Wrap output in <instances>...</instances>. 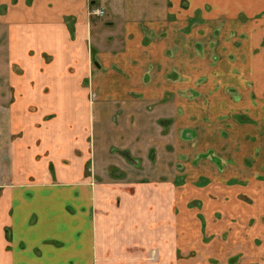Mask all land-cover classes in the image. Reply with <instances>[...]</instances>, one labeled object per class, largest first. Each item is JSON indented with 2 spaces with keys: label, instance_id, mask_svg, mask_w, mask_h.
I'll use <instances>...</instances> for the list:
<instances>
[{
  "label": "crops",
  "instance_id": "1",
  "mask_svg": "<svg viewBox=\"0 0 264 264\" xmlns=\"http://www.w3.org/2000/svg\"><path fill=\"white\" fill-rule=\"evenodd\" d=\"M93 8L106 10L108 31ZM172 71L187 81L171 83ZM203 72L239 76L238 94L196 86ZM191 87L203 96L179 98L190 104L186 127L199 128L216 98L230 107L238 98L253 119H230L238 167L224 180L239 185L194 177L180 187L177 175L161 179L166 165L150 183L111 177L95 127L123 109V146L161 155L162 128L143 119L137 138L131 109ZM205 131L186 144L200 148L193 155L211 145ZM0 264H264V0H0Z\"/></svg>",
  "mask_w": 264,
  "mask_h": 264
},
{
  "label": "flooded vegetation",
  "instance_id": "2",
  "mask_svg": "<svg viewBox=\"0 0 264 264\" xmlns=\"http://www.w3.org/2000/svg\"><path fill=\"white\" fill-rule=\"evenodd\" d=\"M91 15H94L98 20H100L104 27L102 29L108 28L106 25V17L107 12L104 8H93L90 11ZM191 23V22H190ZM198 50H200L201 53L205 52V44L198 43L197 44ZM92 55H93V64L96 67L100 66V63L96 59V50L92 48ZM217 56V55H215ZM235 73V72H234ZM170 76L168 77L169 81L171 83L180 82V81H187L186 78L178 75L177 71H172ZM224 81V82H221ZM85 86L89 88L88 92V99L91 105L95 104L97 101V93L93 88L92 85V75L84 80ZM239 82V83H238ZM228 83V84H227ZM235 83V85L233 84ZM242 83V79L239 78V76H232V77H223L216 75L215 77H208L206 73H202L199 78L197 85H213L214 90L217 92L215 94H223V92H229L227 95H237L238 94V87ZM258 80H251L248 82L249 87H258ZM237 85V86H236ZM224 87V88H223ZM220 92V93H219ZM202 92L199 90H196L194 87L188 88L186 90H179L177 93L167 92L163 97L158 99H153L152 104L148 107V110L144 112L142 108H135L131 109L132 113L134 115L136 125H131L130 127L134 128L133 135H136L137 138H140L143 133H141L143 130L144 125H139L140 122L144 119L145 123L147 122H156L161 128L164 136L167 137V141L163 142L162 147V153L161 155L157 154L156 147H152L151 149L147 150L146 153H144L143 148H139L137 151L133 150L131 147L123 146L126 142L125 135L127 131L122 132V126H123V117L126 116L123 109H116L115 112H110L106 118V122H104L101 125H97L95 127L96 129L102 128L105 134L106 139L108 140L106 145H109L107 148L109 149V156L110 161L116 159L113 162L106 167L107 173L115 178V179H126L128 176L133 175L135 176V181L137 183H150L151 179L149 177H152V170H155L156 168L163 167V165L167 166V176L162 177L161 179H165V177H174L177 175L178 181L181 179V183L183 185H186L189 183L192 178H196L199 180L198 182L193 180L194 185L197 186H206L209 185L211 188L216 187L217 183L219 184H226L227 186H238L239 184H232L228 183L227 180H224V173L227 170L228 163L232 162V165L234 167H238L237 162L231 160L230 154V142L226 143L227 138L229 137V128H230V119H223L219 123L217 120H214V118H211L209 115L213 105L210 106L209 114L205 113V116L198 122L200 126L199 128L185 126L186 120H191V118L188 117V107L189 103H179V98H183L184 100L187 99L188 101L190 99L192 100H199L202 97ZM232 96V97H233ZM216 100H220L216 98ZM215 100V101H216ZM162 102V105H160V102ZM171 101V102H170ZM177 101V102H176ZM170 102V104H166ZM228 103V102H227ZM166 104V106H165ZM183 104V105H182ZM145 110V109H144ZM241 110V109H239ZM240 115V120H235L237 123L239 122H252L253 119L248 116V114L244 111ZM195 118H192L194 120ZM178 122H182L181 126L182 129H180V137L183 139V143L179 141V143L176 144L173 138V131L175 128V125ZM141 126V127H140ZM147 128V127H146ZM224 128L223 132L224 134L228 133L227 135H223L221 132H219V129ZM227 128V129H226ZM207 129L208 131H205L207 137V141L211 144V142H215V151L212 149V155L210 153L206 154L203 150L197 151L195 155L192 154L191 150L187 148V145L190 141H194L197 137H199L201 130ZM94 132V131H93ZM224 136V137H223ZM138 143V142H137ZM211 146V145H210ZM223 152H226V154H223ZM236 152V151H234ZM145 155H144V154ZM236 156V155H235ZM210 157V158H209ZM148 159V160H147ZM146 160V161H145ZM207 161L210 163V167L204 168L205 164L200 161ZM229 163V164H230ZM150 166L151 171L148 173L147 168L146 170L143 169V166ZM90 168L89 166H87ZM204 168V169H202ZM211 168L215 169V172H207L208 173V179H206L205 182H200V179H198L196 171H204L206 170H212ZM172 175H171V174ZM178 173V174H176ZM193 176V177H191ZM180 177V178H179ZM189 177L191 179L189 180ZM226 179V178H225ZM224 180V181H223ZM177 181V182H178ZM237 182V181H236ZM235 182V183H236ZM192 183V182H191ZM192 183V184H193ZM219 189V187H216ZM239 196L241 194L239 193Z\"/></svg>",
  "mask_w": 264,
  "mask_h": 264
},
{
  "label": "rangeland",
  "instance_id": "3",
  "mask_svg": "<svg viewBox=\"0 0 264 264\" xmlns=\"http://www.w3.org/2000/svg\"><path fill=\"white\" fill-rule=\"evenodd\" d=\"M105 30L106 31H108V28H105ZM14 69H17V67H14ZM221 82H224V81H222L221 80ZM224 88V87H223ZM222 91V93L225 95H227V94H229V92H223V90H221ZM203 94H205V95H207L208 97L210 96V95H212V93H208L207 91L206 92H204ZM233 101H235L234 100V97H233ZM236 102V104H234L235 105V107H230L229 105V103H227V101H225V100H223V99H221L220 98V100H216L215 101V105H214V107L212 108V110H211V112H210V116H211V118H214V120H217L219 123L221 122V120H223V119H230V118H233L232 120H240L241 121V117H240V115L243 113L242 111L243 110H239V109H241V105H240V102H239V99L237 98V100L235 101ZM239 123H242V122H239ZM227 129V128H226ZM223 130H224V128H221V129H219V132H223ZM228 132H229V135H230V130H228ZM223 135H227L228 136V133L227 134H224V133H222ZM224 137V136H223ZM193 147H192V149H190L191 150V152L193 151V152H195V150H198V149H200L198 146H196V145H192ZM215 146H216V144H215V142L213 141V142H211V146H207L206 144H204V149H201V150H205L204 152H202L201 154H203V153H205L206 152V154H208V153H210V155H212V150L213 151H215L216 149H215ZM212 149V150H211ZM108 158H110V157H108ZM210 158V157H209ZM116 159H114V160H109V162L110 163H108V164H106L104 167H105V169H106V167H108L110 164H111V162H113V164L115 165L116 163L114 162ZM148 160V159H147ZM146 161V160H145ZM201 162V164L202 163H204V162H206V160L205 161H200ZM230 163V162H229ZM229 163H228V165H229ZM250 164V162H248V164L247 165H249ZM145 168V169H144ZM146 168H147V172L149 173L150 171H151V167L150 166H143V169L144 170H146ZM154 171V170H153ZM152 171V172H153ZM171 174V173H170ZM172 175V174H171ZM180 178V177H179ZM208 178H210V177H208V175H200V176H198V179H200V182H205L206 181V179H208ZM182 179V178H181ZM179 180L178 181V185L181 187V186H183V184H180L181 183V181L182 180ZM227 182L228 183H231V180H227ZM132 191V190H131ZM201 201L200 200H195V201H192L191 202V205H189L190 206V208H192V207H196V208H201V203H200ZM190 204V203H189ZM222 218V214H221V212H217V214H216V218H215V220L214 221H218L219 219H221ZM250 224H252L253 223V221H251V222H249Z\"/></svg>",
  "mask_w": 264,
  "mask_h": 264
},
{
  "label": "trees",
  "instance_id": "4",
  "mask_svg": "<svg viewBox=\"0 0 264 264\" xmlns=\"http://www.w3.org/2000/svg\"><path fill=\"white\" fill-rule=\"evenodd\" d=\"M71 32H72V33L74 32L73 28H71Z\"/></svg>",
  "mask_w": 264,
  "mask_h": 264
}]
</instances>
